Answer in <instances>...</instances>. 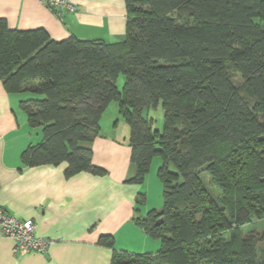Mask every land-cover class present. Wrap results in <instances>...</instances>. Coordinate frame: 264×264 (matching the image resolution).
Instances as JSON below:
<instances>
[{
	"label": "trees",
	"instance_id": "trees-1",
	"mask_svg": "<svg viewBox=\"0 0 264 264\" xmlns=\"http://www.w3.org/2000/svg\"><path fill=\"white\" fill-rule=\"evenodd\" d=\"M125 7V34L115 43L55 41L0 20L1 83L29 94L20 105L42 134L21 162L103 174L89 145L116 102L135 169L127 181L142 184L158 157L163 204L137 220L158 239L157 252L117 251L101 236L113 249L110 264H264V230L243 232L264 219V0H125ZM157 106L161 130L143 116Z\"/></svg>",
	"mask_w": 264,
	"mask_h": 264
},
{
	"label": "crops",
	"instance_id": "crops-1",
	"mask_svg": "<svg viewBox=\"0 0 264 264\" xmlns=\"http://www.w3.org/2000/svg\"><path fill=\"white\" fill-rule=\"evenodd\" d=\"M68 1L76 12H63L59 18L39 0H0V20L9 30L41 29L55 41L74 36L115 43L123 38L125 0ZM27 98V93L6 92L0 80V206L12 217L32 220L36 235L52 242L45 254L19 255L13 241L0 236V264H110L113 249L98 243L101 236L112 237L117 251L156 253L158 239L148 236L137 221L155 209L148 203L149 192L144 182L127 181L135 169L124 119L108 120L106 108L100 133L89 145L92 165L103 174L66 175V162L32 167L21 162L23 151L42 139L39 128L29 127L21 108ZM149 172L152 177L154 168ZM155 188L156 197L161 185ZM142 193L144 201L139 204ZM154 206L161 209L160 204Z\"/></svg>",
	"mask_w": 264,
	"mask_h": 264
},
{
	"label": "built area",
	"instance_id": "built-area-1",
	"mask_svg": "<svg viewBox=\"0 0 264 264\" xmlns=\"http://www.w3.org/2000/svg\"><path fill=\"white\" fill-rule=\"evenodd\" d=\"M44 6L53 9L61 18L63 12L74 13L76 6L68 0H39ZM0 236L11 239L14 250L19 255L31 252L45 254L51 240L39 237L35 233L32 220H19L7 214L0 206Z\"/></svg>",
	"mask_w": 264,
	"mask_h": 264
},
{
	"label": "rangeland",
	"instance_id": "rangeland-1",
	"mask_svg": "<svg viewBox=\"0 0 264 264\" xmlns=\"http://www.w3.org/2000/svg\"><path fill=\"white\" fill-rule=\"evenodd\" d=\"M123 75H119L116 81V85L117 87L120 89L123 85ZM29 95V94H27ZM116 111H118V107H117V103L116 102H111L109 104V106L107 107L106 110V115H104L105 118H108V120L111 119H120L119 117H116ZM118 113V112H117ZM143 116L147 117L149 119H152V127L153 129L156 130H161L163 127V110L160 106H157L155 108H149L147 110L143 111ZM116 117V118H115ZM104 120V118H103ZM121 120V119H120ZM104 124V123H103ZM118 131L120 132V127L118 129ZM157 164V166H154ZM160 164V159L158 157L154 158L152 163H151V169L154 168V172H152V177H150V172L147 173L145 180H144V184L143 187L146 191V193L149 192V205H151L152 207H154L155 209L157 207H155L154 205L156 204L157 206L160 204L162 207V188L159 191V194H156V197L153 196V193L155 192L156 188H155V184L156 185H160L159 181L157 182L158 179H156V170L157 167ZM158 203V204H157ZM153 209V208H152ZM262 230H264V219L263 220H259V221H254L253 223L246 225L243 229V232H254V233H260ZM246 234V233H245Z\"/></svg>",
	"mask_w": 264,
	"mask_h": 264
},
{
	"label": "water",
	"instance_id": "water-1",
	"mask_svg": "<svg viewBox=\"0 0 264 264\" xmlns=\"http://www.w3.org/2000/svg\"><path fill=\"white\" fill-rule=\"evenodd\" d=\"M159 223H161V220L160 219L156 222V224H159Z\"/></svg>",
	"mask_w": 264,
	"mask_h": 264
}]
</instances>
